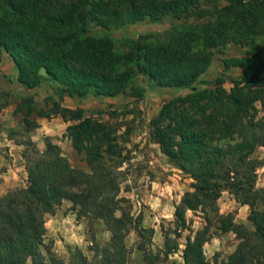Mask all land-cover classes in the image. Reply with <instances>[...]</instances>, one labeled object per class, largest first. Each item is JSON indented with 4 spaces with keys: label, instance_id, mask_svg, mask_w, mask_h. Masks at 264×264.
Returning <instances> with one entry per match:
<instances>
[{
    "label": "trees",
    "instance_id": "16d2710c",
    "mask_svg": "<svg viewBox=\"0 0 264 264\" xmlns=\"http://www.w3.org/2000/svg\"><path fill=\"white\" fill-rule=\"evenodd\" d=\"M220 1L225 4L212 9ZM205 5L214 10V20H199ZM165 18L184 24L125 38L124 50L109 36L91 33L93 27L117 29ZM189 18L196 21L188 23ZM233 29L264 33V0H0V50L13 61L24 87H36L44 78L56 84L59 99L42 116L75 121L66 134L90 169L72 166L50 142L41 152L22 153L26 184L0 197V264H126L130 230L138 236L136 249L145 264H179L169 256L177 251L176 238L191 231L186 212L206 209L238 244L226 259L211 262L203 251L208 230H197L186 235L182 264H264V187L256 186L258 161L252 156L264 147V48L221 60L224 70H243L229 79L228 90L223 77L211 86L195 85L212 63L213 49ZM138 74L156 86L191 89L165 101L148 123L149 140L192 179V190L174 206L172 229L163 232L164 247L156 251L150 247L154 228L140 226L141 214L134 217L129 198L120 196L115 160L122 152L110 126L92 120L81 107L60 103L64 96L113 97L128 89L140 97L144 89L133 85ZM223 191L249 207L251 230L231 214L218 213ZM64 199L77 219H88L91 258L74 247L66 263L45 236V215ZM96 219L110 233L106 245L95 240Z\"/></svg>",
    "mask_w": 264,
    "mask_h": 264
},
{
    "label": "rangeland",
    "instance_id": "374dc122",
    "mask_svg": "<svg viewBox=\"0 0 264 264\" xmlns=\"http://www.w3.org/2000/svg\"><path fill=\"white\" fill-rule=\"evenodd\" d=\"M224 4L225 2L220 1L211 7L212 9L220 8ZM203 9L206 12L199 18L200 21L215 19L214 10H211L210 5L203 6ZM253 13L252 15H254ZM185 20L188 23L196 21L194 18ZM174 22H176V26L184 24L182 21L171 18H165L160 22L144 20L117 29L93 27L91 33L109 36L114 40L118 49L124 50L123 40L125 38H135L146 32L164 31ZM227 36L223 45L213 49V61L201 74L199 81L195 84L197 87L211 86L216 77H223L224 87L228 90L231 86L229 79L241 75L243 70L238 68L224 70L221 60L225 57L240 56L264 48V33L252 29H233ZM16 77L17 71L13 61L4 50H0V140L8 138L11 140V144L18 145L13 148V151L17 154L18 161L23 163L24 169L25 160L22 153L25 151L28 154L34 149L41 152L45 149L46 143L50 142L59 146L62 154L72 166L90 172L84 156L75 151L66 134V127L75 121H67L63 124L61 120L56 122L53 119L55 116H42L51 106L52 101L59 99L58 94L54 91L56 84L44 78L38 86L26 88L17 81ZM133 85L144 89L142 96H133L128 89L113 97H96L91 94L85 97L64 96L60 103L71 108L81 107L84 109L85 115L92 120L105 122L110 126L113 131L112 136L115 137L114 144L118 145L122 152L121 156L115 160L120 170L118 174L120 196L129 198L131 213L134 217L141 214L140 226L154 228L155 232L150 247L156 251L164 247L163 232L172 229L174 206L185 191L192 190L190 187L192 179L170 164L166 155L160 151L159 146L149 140L148 123L165 101L174 96L189 93L191 89L156 86L142 74L136 76ZM0 147L5 148L4 155H9V146L0 145ZM252 156L258 161L256 186L264 187V147H258ZM106 162L108 166H112L113 162L110 159ZM158 172H165L174 178H168L174 185L168 191L167 197L158 193L157 186L151 183ZM26 178L27 176L25 178L22 176L17 186H25ZM154 197L162 198V200H155L157 202L151 207L148 200H153ZM217 206L218 213L231 214L235 223H242L248 229H252V225L246 218L249 207L240 208V203L236 202L227 191L221 193L217 200ZM155 207L156 209L161 207L160 213L165 216L159 214L154 216ZM81 218H84L88 224L87 218ZM186 218L191 231L185 230L180 237L176 238L178 248L175 253L169 256V259H174L177 263L182 264L181 250L184 247L186 235L193 236L197 230L203 228H207L209 235L203 245L207 260L211 262L214 259L224 260L236 248L239 241L236 235L232 231L223 232L219 229L221 223L214 212L209 209L195 212L188 210ZM101 223L103 222L98 219L93 220V230ZM153 223L155 227L152 226ZM90 233L88 225V234L90 235ZM171 236L174 237V235ZM137 242V234L134 230H130L125 237V244L130 250L126 264H145L142 252L136 249ZM91 247L92 242H88L84 247L83 253L88 258H91L93 253L90 250ZM65 262H69V255Z\"/></svg>",
    "mask_w": 264,
    "mask_h": 264
},
{
    "label": "crops",
    "instance_id": "0c3cea01",
    "mask_svg": "<svg viewBox=\"0 0 264 264\" xmlns=\"http://www.w3.org/2000/svg\"><path fill=\"white\" fill-rule=\"evenodd\" d=\"M58 121H62L63 124L66 122L60 117L55 116L53 118ZM65 126V125H64ZM65 128V127H64ZM0 145L9 146V155H4L5 148L0 147V197L7 193L9 190L15 188L19 184L20 178L27 176L26 170L24 169L23 163L18 161L17 154L13 151L16 145L11 144V140L3 138L0 140ZM18 157H21V155ZM22 167V169H21ZM19 170V171H18ZM24 174V175H23ZM168 178L174 179L171 175L165 174V172H158L155 177L151 180L155 186H157V192L167 197L168 191L171 190L173 183ZM162 198L154 197L153 200L149 199L148 202L152 206L157 202L155 200ZM153 204V205H152ZM72 203L64 199L61 204L58 205L53 214L45 215V236L47 239L53 241V251L61 258L68 259L69 248L78 247L84 252V247L88 242H91L88 234V224L84 218H76V212L71 207ZM247 207V205H241L240 208ZM160 208L155 207L154 216L157 214L161 216ZM99 220V219H98ZM101 221V220H100ZM103 223L97 228H94L95 240L100 245L108 244L110 237L109 231L106 229ZM152 226L155 227L154 223Z\"/></svg>",
    "mask_w": 264,
    "mask_h": 264
}]
</instances>
